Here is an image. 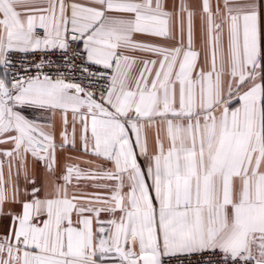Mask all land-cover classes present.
<instances>
[{"label":"snow or ice","instance_id":"6c2138e0","mask_svg":"<svg viewBox=\"0 0 264 264\" xmlns=\"http://www.w3.org/2000/svg\"><path fill=\"white\" fill-rule=\"evenodd\" d=\"M0 264H264V0H0Z\"/></svg>","mask_w":264,"mask_h":264}]
</instances>
